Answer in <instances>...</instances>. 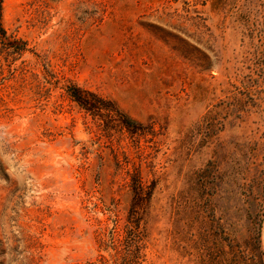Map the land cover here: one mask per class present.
Wrapping results in <instances>:
<instances>
[{
	"label": "rangeland",
	"instance_id": "374dc122",
	"mask_svg": "<svg viewBox=\"0 0 264 264\" xmlns=\"http://www.w3.org/2000/svg\"><path fill=\"white\" fill-rule=\"evenodd\" d=\"M0 264H264V0H0Z\"/></svg>",
	"mask_w": 264,
	"mask_h": 264
},
{
	"label": "trees",
	"instance_id": "16d2710c",
	"mask_svg": "<svg viewBox=\"0 0 264 264\" xmlns=\"http://www.w3.org/2000/svg\"><path fill=\"white\" fill-rule=\"evenodd\" d=\"M1 38L7 41L9 45H14L15 43L10 42L6 33L3 31L1 32ZM68 92L72 101L77 104L81 110L91 115L93 118L103 121L104 124H108L109 119L111 118H117L120 126L131 134L138 133L142 130V125L122 112L114 102L104 99L93 92L83 90L77 86L69 88ZM143 199L140 190H138V187H135L133 208L140 206Z\"/></svg>",
	"mask_w": 264,
	"mask_h": 264
}]
</instances>
